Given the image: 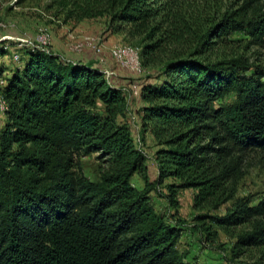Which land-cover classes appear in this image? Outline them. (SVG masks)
Wrapping results in <instances>:
<instances>
[{
	"label": "trees",
	"instance_id": "obj_1",
	"mask_svg": "<svg viewBox=\"0 0 264 264\" xmlns=\"http://www.w3.org/2000/svg\"><path fill=\"white\" fill-rule=\"evenodd\" d=\"M48 8L64 24L104 19L111 33L141 38L140 67L162 65L158 82L137 87L139 132L153 138L158 177L148 178L122 87L91 62L22 42L21 64L0 66V264H191L177 249L181 229L150 202L166 178L177 181L170 191L195 190L193 220L206 240L217 229L234 238L233 258L264 248V197L210 213L232 200L246 156L264 153V67L219 50L236 30L263 42L264 0H245L192 39L176 0H51ZM90 153L105 163L96 180L82 172Z\"/></svg>",
	"mask_w": 264,
	"mask_h": 264
},
{
	"label": "rangeland",
	"instance_id": "obj_2",
	"mask_svg": "<svg viewBox=\"0 0 264 264\" xmlns=\"http://www.w3.org/2000/svg\"><path fill=\"white\" fill-rule=\"evenodd\" d=\"M176 1L181 6L182 15L189 20L192 39L205 32L226 15L240 13L245 0ZM50 2L51 0H0V21L7 23L6 27H9L0 29V41H4L6 45V54L0 56V66L10 69L21 64L19 60L23 58L22 52L17 51L16 48L17 45L20 46L22 42L27 43V41L19 38L29 39L30 43L34 44L35 37L40 33H45L49 41L45 49L59 55L60 58L74 59L85 63L91 62L100 68L109 80V71L115 75L121 73L122 79L128 81L123 85L125 89L123 92L126 99V115L132 135L137 147L145 156L149 180L156 181L158 177V167L154 157L156 146L149 134L142 136L139 132L140 109L143 103L140 96H137L136 86L139 87V84L144 81L158 82L163 77L162 65L154 63L138 69L130 65L124 67L117 64L112 57V51L123 47L124 50L129 51H131L130 47L139 49L143 44L141 38H129L122 33H111L107 28L106 21L101 18L86 19L76 24H64L61 18L55 17L53 10L48 8ZM84 37L94 40L96 52L86 44L84 47H73L79 45L80 40ZM54 39L63 42L69 53L67 56L65 52L56 48ZM226 39V47L219 50L242 53L252 67H264V40L261 43H255L246 30L232 31ZM15 53L19 55L17 58L14 57ZM127 73L130 75L127 76ZM5 75H7V70L0 74V79L3 80ZM232 98L233 95H230L224 101H230ZM135 99L137 100L136 104H134ZM4 123L5 115L0 111V129ZM97 155L98 153H90L80 158L82 172L90 180H96L100 170L105 166V163L98 159ZM132 183L137 188L143 187V180L139 175L132 177ZM170 184L175 185L177 181L172 178L164 179L149 193V198L157 212L165 215L172 224L181 229L177 249L182 253L185 261L191 264H232L256 259L264 261V248H249L238 257L233 258L231 248L235 239L224 234L221 230H216V237L212 240H206L205 234L193 220L197 213V210L193 208L195 190L173 187V191H170L168 188ZM262 197H264V153H251L244 160V173L235 185L232 200L210 213L223 215L233 206L236 199H251L252 203H256Z\"/></svg>",
	"mask_w": 264,
	"mask_h": 264
},
{
	"label": "bare ground",
	"instance_id": "obj_3",
	"mask_svg": "<svg viewBox=\"0 0 264 264\" xmlns=\"http://www.w3.org/2000/svg\"><path fill=\"white\" fill-rule=\"evenodd\" d=\"M0 29L5 28L8 26L7 23L1 22L0 21ZM37 37H41L43 45H45L46 48L49 44L48 37L45 33H40L37 35L34 39V44H37ZM87 41H94L93 39H89L88 37H84L82 40H80L79 45H84L85 44L89 47H91V44H87ZM130 47V46H129ZM94 48H95V43H94ZM125 48H118L112 51V57L116 61L117 64H121L124 67H127L126 65L134 66L138 69H140V57H139V50L136 47H130V50H124ZM15 58H17V55H14ZM124 60L128 61L129 63H124ZM134 64V65H133ZM133 68V67H131ZM5 103L2 101L0 98V111L3 113L5 111Z\"/></svg>",
	"mask_w": 264,
	"mask_h": 264
},
{
	"label": "crops",
	"instance_id": "obj_4",
	"mask_svg": "<svg viewBox=\"0 0 264 264\" xmlns=\"http://www.w3.org/2000/svg\"><path fill=\"white\" fill-rule=\"evenodd\" d=\"M54 43H56V48H58V50H60L62 52H65L66 56L69 54L67 49H66V46L63 44V42L61 40L55 41V39H54ZM58 54L63 55L62 53H59V52H58ZM129 75L130 74L127 73V76H129ZM121 76H123L121 73H117V75H115L114 77L111 78V82L113 84H115L116 86L124 87L123 85L127 84L128 81L122 79L123 77H121ZM136 101L137 100L135 99V101H134L135 103L134 104H136ZM150 137L152 138L151 135H150Z\"/></svg>",
	"mask_w": 264,
	"mask_h": 264
},
{
	"label": "built area",
	"instance_id": "obj_5",
	"mask_svg": "<svg viewBox=\"0 0 264 264\" xmlns=\"http://www.w3.org/2000/svg\"><path fill=\"white\" fill-rule=\"evenodd\" d=\"M0 25H1V24H0ZM7 28H9V27H5V29H7ZM4 37H9V36H4ZM2 38H3V37H2ZM12 38H13V37H12ZM19 39H24L25 41H27V44H28L29 46H33V47H45V45H43V42H42L41 37H37V44H30L29 39H26V38H19ZM87 44H91V48H92V50L96 52V50H95V48H94V41H87ZM73 47H84V45H74ZM100 62H101V64H103L102 59H100ZM124 63H129V62L126 61V60H124ZM133 65H134V64H133ZM114 75H115V73L109 71L110 80H111V78H112ZM122 88H123V91L125 92L124 87H122ZM136 89H137V86H136Z\"/></svg>",
	"mask_w": 264,
	"mask_h": 264
}]
</instances>
